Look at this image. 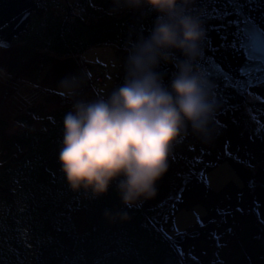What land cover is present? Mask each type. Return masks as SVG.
<instances>
[{
  "label": "rangeland",
  "instance_id": "1",
  "mask_svg": "<svg viewBox=\"0 0 264 264\" xmlns=\"http://www.w3.org/2000/svg\"><path fill=\"white\" fill-rule=\"evenodd\" d=\"M37 1L43 15L33 14L25 32L0 46V264H229L220 256L223 240L247 228L234 218L249 220V240L258 242L264 236V82L246 85L243 91L257 95L247 93L242 106L217 108L207 136L189 130L180 142L211 149L231 127L221 115L235 112L232 139L216 155H196L204 200L233 186L229 202L183 204L196 175L182 166L169 168L156 195L132 208L122 204L115 184L99 197L73 191L58 163L63 118L77 100L106 98L123 83L127 49L147 35L154 13L123 0ZM235 1L243 3L242 14L253 15L264 0ZM261 18L264 13L249 20ZM124 213L128 218L119 219ZM248 264H264V245Z\"/></svg>",
  "mask_w": 264,
  "mask_h": 264
},
{
  "label": "clouds",
  "instance_id": "2",
  "mask_svg": "<svg viewBox=\"0 0 264 264\" xmlns=\"http://www.w3.org/2000/svg\"><path fill=\"white\" fill-rule=\"evenodd\" d=\"M192 3L123 0L154 13V20L127 49L123 83L106 98L77 100L63 118L58 163L73 191L99 197L115 184L122 204L132 208L156 195L174 147L189 130L208 135L216 102L198 64L204 30L188 10Z\"/></svg>",
  "mask_w": 264,
  "mask_h": 264
},
{
  "label": "water",
  "instance_id": "3",
  "mask_svg": "<svg viewBox=\"0 0 264 264\" xmlns=\"http://www.w3.org/2000/svg\"><path fill=\"white\" fill-rule=\"evenodd\" d=\"M216 2L223 6H229L235 10L243 8V3L235 0H194L190 7H200L207 2ZM248 10V9H247ZM45 11L44 6H40L37 0H0V46L9 47L13 39L28 29L31 23L32 14L42 16ZM264 13V1L258 4L253 15L257 18ZM245 11V18H252ZM253 27V28H252ZM251 35V40L245 43L247 49L246 59L229 54L226 58H220L209 67L208 79L211 86H215L223 79L234 82L237 79L242 81V88L246 85H257L264 82V18L252 24L249 20L246 24L245 34ZM243 60V61H242ZM237 68L241 73L237 74ZM233 71V72H229ZM218 72V75H214ZM231 73V74H230ZM222 74V75H219ZM252 74L255 76L252 77ZM214 99L220 105L228 104L232 107L241 103L243 96L233 89L223 90L217 88Z\"/></svg>",
  "mask_w": 264,
  "mask_h": 264
},
{
  "label": "flooded vegetation",
  "instance_id": "4",
  "mask_svg": "<svg viewBox=\"0 0 264 264\" xmlns=\"http://www.w3.org/2000/svg\"><path fill=\"white\" fill-rule=\"evenodd\" d=\"M188 10L200 20L204 30V38L200 45L201 51L198 57V64L208 79H211L208 77V69L216 63L218 59L226 58L229 54H233L237 57H244L245 54H242V50L245 46V37L248 36L245 34L246 24L250 19L248 18L247 20L245 18V12L242 14L240 9L235 10L229 6H223L211 1L200 7H189ZM147 14L148 11L145 16ZM232 15H234V17H231ZM160 70L170 72L171 66L162 65ZM237 73H241L240 69L237 70ZM211 88L214 96V90L217 88L223 90L233 89L238 93L244 94V100L240 103L241 106L247 99V93L257 95V92H252L250 89L243 91L244 88H242V81L240 79L234 82L228 79H222L219 84L211 86ZM230 107L231 106L228 104L220 105L216 102V109L220 108V112L222 113L227 112ZM201 264H206V262H202Z\"/></svg>",
  "mask_w": 264,
  "mask_h": 264
},
{
  "label": "bare ground",
  "instance_id": "5",
  "mask_svg": "<svg viewBox=\"0 0 264 264\" xmlns=\"http://www.w3.org/2000/svg\"><path fill=\"white\" fill-rule=\"evenodd\" d=\"M238 70V68H237ZM229 72H233L228 70ZM237 73V71H236ZM231 74V73H230ZM238 74V73H237ZM214 75H218V72H214ZM255 76V74H252V77ZM235 113L234 111H232ZM233 113L230 114H224L221 115L220 121H223L227 123L232 127V123L230 118L233 117ZM231 127L227 128L226 131L221 135L219 142L216 146L210 145L211 149H206V147L197 148L196 150L193 149L194 147H186V145H182L181 143H178L173 150L174 157L173 159L169 160V168L171 171L176 172L177 170H180L181 166L183 168H190L191 171L195 172L196 177L194 180L190 182L188 187L184 190L182 195V203L188 204L194 201H202L207 206L209 205H217V204H224L226 202H229L230 197H233V195L236 193V190L233 186H230L228 188H225L219 195L212 194V199L209 201L204 200V194L207 193L206 189L201 185L202 179L199 178L201 176L197 175V170L199 168V165L201 164L198 160H196V155L201 151L204 152V156L209 157L211 155H216L218 149L221 150L233 137V130ZM254 146L252 147V149ZM188 158H191L193 161H195L196 166H193L192 168L186 164V160ZM264 206V204H263ZM75 219V226L76 228H82L83 222L80 218H78L77 215H74ZM236 224L238 223H245L247 224V228L243 230L242 232L237 231L232 236H229L225 238L223 241V246L220 251V256L227 257V261L229 264H248L249 261L253 260L261 246L264 245V236L257 241H250V236L253 233V228L251 227V223H249V220H244L243 218H234ZM188 242V240H186ZM187 242H183L179 247L185 248L187 245ZM229 258L232 259V262L229 261Z\"/></svg>",
  "mask_w": 264,
  "mask_h": 264
},
{
  "label": "trees",
  "instance_id": "6",
  "mask_svg": "<svg viewBox=\"0 0 264 264\" xmlns=\"http://www.w3.org/2000/svg\"><path fill=\"white\" fill-rule=\"evenodd\" d=\"M4 49H6V48H4ZM1 164H3V163H1ZM149 200H150V199H149ZM149 200H145V201H147V202H148Z\"/></svg>",
  "mask_w": 264,
  "mask_h": 264
},
{
  "label": "snow or ice",
  "instance_id": "7",
  "mask_svg": "<svg viewBox=\"0 0 264 264\" xmlns=\"http://www.w3.org/2000/svg\"><path fill=\"white\" fill-rule=\"evenodd\" d=\"M0 43H2V42H0Z\"/></svg>",
  "mask_w": 264,
  "mask_h": 264
}]
</instances>
